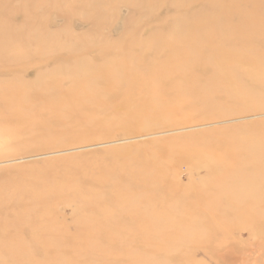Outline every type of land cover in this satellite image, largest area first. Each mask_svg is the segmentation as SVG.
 Masks as SVG:
<instances>
[{
  "label": "rangeland",
  "instance_id": "rangeland-1",
  "mask_svg": "<svg viewBox=\"0 0 264 264\" xmlns=\"http://www.w3.org/2000/svg\"><path fill=\"white\" fill-rule=\"evenodd\" d=\"M83 1L0 18L36 34L8 54L34 52L10 82L30 103L0 113V264H264V44L225 63L219 39L169 31L209 3L212 26L264 20V0ZM87 39L120 85L65 100Z\"/></svg>",
  "mask_w": 264,
  "mask_h": 264
},
{
  "label": "bare ground",
  "instance_id": "bare-ground-1",
  "mask_svg": "<svg viewBox=\"0 0 264 264\" xmlns=\"http://www.w3.org/2000/svg\"><path fill=\"white\" fill-rule=\"evenodd\" d=\"M7 1L11 3L14 0H5L4 1L5 5L3 4L4 2L0 1L1 2L0 3V18L3 16H7L8 18H11L15 14L12 8L7 5ZM35 1L36 0H26V5L22 9L28 17H30L33 14V11H31L30 8L31 7L33 8V4L35 3ZM63 1L68 2L70 0H63ZM82 3L84 7H91V6L102 4V0L101 1L100 0H84ZM54 5L55 3L53 4V6ZM214 8L215 7H213V4L209 3L208 7L204 8L205 10L202 9V10L197 11L196 20H199V21L195 25L192 24L191 27H186V28L184 27L183 29H181V31H176L175 29L173 30L172 28L171 30H169L171 31V35L175 37L176 36L179 37L183 35H186L188 37H194L196 35H203V36L205 35L204 37L205 39H207V42L213 41L215 39H219L220 41H222L221 43L224 42L225 47H229L231 49L229 50L230 52L222 50V52L224 53V57H225V61H224L225 63H227V60H229L230 62H233V61L234 62L236 61L244 62V56L242 55V52H243L242 50L247 49V48L253 50V49H256V48L259 49L262 47L264 42H259V41L264 40L263 38L260 37L261 35L264 34L263 32L264 24H262V21L264 22V20H246L244 24L241 23L238 25H233L232 24L233 20H224L225 21L224 25L215 26L213 24L214 26H212L205 22L207 20H210V15L208 14V11L215 12L216 10ZM36 23L37 25H40V26L42 24L40 21H37ZM36 32L37 31L35 30V33ZM135 33H137V30H135ZM203 33H206V34H203ZM236 36H240L241 41L233 42L234 41L233 40L231 41L232 43H228L226 42L227 39L224 38V37H235L236 38ZM35 38H36V34H35V37L33 38H31L30 36H27L22 26H19V27L10 26L9 24L4 23L0 20V51L3 54L1 55L2 60L0 59V68H7L9 66V68L7 69L9 71L0 69V83L4 84L3 87H0L2 88L0 89V103H1V106L3 105L2 107H0V113L8 112L7 109L14 106V104L23 105L26 103H30V101L28 100V97L21 90L20 86L18 87V86L13 85L12 87L10 86V82H11V78L14 77L13 73L15 75L16 71L19 72L23 70L24 69L23 65L26 63L27 60H29V58L32 57L34 52L32 50L27 51L28 52L27 56L22 55V54L15 55L14 58L12 59L14 60V62L19 63V64L16 63V65H18L17 66L18 68H14L15 70L13 69V67H10V65H7L3 57L7 59V62L11 61L12 60L11 56L8 55L10 52V49L18 47V45L26 46L30 40L31 41L35 40ZM87 40H88V43L82 47L79 45L80 43L72 47L71 49L72 51L68 57L69 61L73 65L74 63L73 61H75L73 59L74 54H79L80 58H83V59H85L90 53L96 52L97 54L93 55L92 59L90 60L87 59L84 63L81 62V63H78V65L74 64L73 66L74 71L80 72L79 76L81 79L76 84V88L78 87L76 93L78 94L76 95L72 91L68 93H63L61 97L64 98L65 100L74 101L77 99V96L79 95L81 96L88 95L92 97V95H95V94L97 95L99 93L97 91L98 90L97 88H99L100 86L105 87V91L103 92L102 95L107 96L110 94H114L113 88H115V86L120 85L119 81H115V80L113 81L112 77L108 79L107 78L108 76L106 77L105 75L106 71L103 70V68L100 69L101 64H103L104 62H107V59H109L108 53L103 47L105 43L103 42L96 43V42L91 41L90 39H87ZM70 41L71 42L75 41L77 43V40H70ZM122 44H117V45L121 47ZM128 44H131V42ZM42 66H45V63H42ZM91 68L95 69L98 72V74L96 75L95 73L94 76L88 79V77L83 74L87 71L86 69L90 70ZM167 73L168 74L171 73L170 76H175L174 71L171 72L169 70V72ZM136 79L137 77L134 80L138 82V79L137 80ZM107 86L109 88H106ZM99 96L100 94H98V97ZM32 100L34 101L33 98L31 99V102Z\"/></svg>",
  "mask_w": 264,
  "mask_h": 264
}]
</instances>
